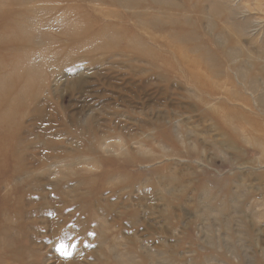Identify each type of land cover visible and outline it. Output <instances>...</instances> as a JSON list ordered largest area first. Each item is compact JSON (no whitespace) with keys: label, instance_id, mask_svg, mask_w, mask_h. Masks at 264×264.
I'll return each mask as SVG.
<instances>
[{"label":"rangeland","instance_id":"obj_1","mask_svg":"<svg viewBox=\"0 0 264 264\" xmlns=\"http://www.w3.org/2000/svg\"><path fill=\"white\" fill-rule=\"evenodd\" d=\"M0 261L264 264V0H0Z\"/></svg>","mask_w":264,"mask_h":264},{"label":"bare ground","instance_id":"obj_2","mask_svg":"<svg viewBox=\"0 0 264 264\" xmlns=\"http://www.w3.org/2000/svg\"><path fill=\"white\" fill-rule=\"evenodd\" d=\"M23 231H24V230H23ZM23 231H22V232H23ZM17 233H18V232H17ZM2 262H3V261H0V264H2ZM32 264H34V262H33Z\"/></svg>","mask_w":264,"mask_h":264}]
</instances>
